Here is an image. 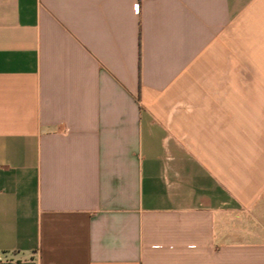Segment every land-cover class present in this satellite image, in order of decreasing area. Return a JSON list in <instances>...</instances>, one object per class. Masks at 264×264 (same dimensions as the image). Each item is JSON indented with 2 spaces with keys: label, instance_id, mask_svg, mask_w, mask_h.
<instances>
[{
  "label": "crops",
  "instance_id": "0c3cea01",
  "mask_svg": "<svg viewBox=\"0 0 264 264\" xmlns=\"http://www.w3.org/2000/svg\"><path fill=\"white\" fill-rule=\"evenodd\" d=\"M3 264H264V0H0Z\"/></svg>",
  "mask_w": 264,
  "mask_h": 264
},
{
  "label": "built area",
  "instance_id": "2783aa9c",
  "mask_svg": "<svg viewBox=\"0 0 264 264\" xmlns=\"http://www.w3.org/2000/svg\"><path fill=\"white\" fill-rule=\"evenodd\" d=\"M3 258L0 256V264H3Z\"/></svg>",
  "mask_w": 264,
  "mask_h": 264
}]
</instances>
